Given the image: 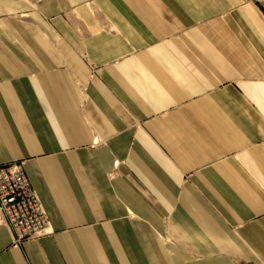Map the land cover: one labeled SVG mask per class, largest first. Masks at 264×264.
<instances>
[{
	"label": "crops",
	"instance_id": "obj_1",
	"mask_svg": "<svg viewBox=\"0 0 264 264\" xmlns=\"http://www.w3.org/2000/svg\"><path fill=\"white\" fill-rule=\"evenodd\" d=\"M10 163L0 264H264V0H0Z\"/></svg>",
	"mask_w": 264,
	"mask_h": 264
},
{
	"label": "built area",
	"instance_id": "obj_2",
	"mask_svg": "<svg viewBox=\"0 0 264 264\" xmlns=\"http://www.w3.org/2000/svg\"><path fill=\"white\" fill-rule=\"evenodd\" d=\"M0 223L10 229L15 245L50 234L48 217L22 163L0 165Z\"/></svg>",
	"mask_w": 264,
	"mask_h": 264
}]
</instances>
